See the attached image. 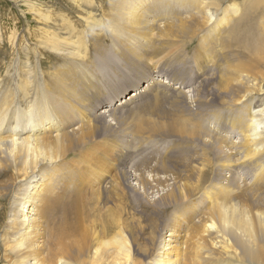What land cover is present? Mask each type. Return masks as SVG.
<instances>
[{"label": "rangeland", "instance_id": "rangeland-1", "mask_svg": "<svg viewBox=\"0 0 264 264\" xmlns=\"http://www.w3.org/2000/svg\"><path fill=\"white\" fill-rule=\"evenodd\" d=\"M138 1L133 21L121 0H0V109L18 98L19 85L32 87L35 103L46 94L47 112L58 113L72 149L61 163L67 171L58 202L92 210L82 215L86 252L74 249L63 264H93L92 245L121 236L137 261L158 259L174 239L180 262L191 264L213 201L223 202L220 188L230 195L225 203L264 211V172L257 173L264 155H253L246 138L255 99L244 97L231 74L250 62V75L264 79V51L249 60L254 50L235 42V25L209 32L199 0ZM231 1L246 10L253 0ZM107 108L121 111L96 116ZM20 112L12 107L11 115ZM5 165L0 160V214L11 198ZM62 224L63 213L53 212L41 234L40 264H50L49 233ZM216 251L208 264H225ZM0 264H16L1 246Z\"/></svg>", "mask_w": 264, "mask_h": 264}, {"label": "bare ground", "instance_id": "bare-ground-1", "mask_svg": "<svg viewBox=\"0 0 264 264\" xmlns=\"http://www.w3.org/2000/svg\"><path fill=\"white\" fill-rule=\"evenodd\" d=\"M138 2V0H132V2L121 0L125 11L133 21H139L140 18ZM263 5L264 0H253L247 9L243 10L237 2L231 0H221L218 4L214 0H199L196 6H199L205 14L202 17L209 32L212 30L214 33L226 32V29L229 30L235 25L237 29L233 33L235 42L254 50L251 54H255V58L249 60H257L256 57L264 51V12L261 11ZM250 39L251 41L257 39L259 43L248 45ZM42 42L46 45V42ZM71 45L65 43L64 52L68 55L75 54L71 51ZM228 45V42L224 43L221 49L227 48ZM26 68L24 69L28 72L30 69L27 63ZM255 68L256 66L250 62L242 63L235 65L231 74L238 78L246 94L244 97L255 99V102H252L254 106L247 117L246 129L249 134L246 138L254 149L253 155L260 156L264 155L262 153L264 150V79L250 75ZM33 70L34 68L31 67L30 71L33 72ZM31 88L29 84L13 88V93L18 98L11 106L0 109V135L11 134L0 137V160L12 173L5 183V191L11 189V198L8 209L0 214L2 226L0 246L16 258V264H40L37 256L42 254L43 250L42 231L49 227L52 213L60 210L63 213V224L58 230H52L49 233L52 248L48 259L50 264L53 262L63 264L64 259L72 255L74 249H77L78 254L86 252L88 245L82 240H85L88 235L82 236V215L92 210L73 203L62 205L58 202L63 182L61 174L67 171L61 163L64 158L70 156L72 149L65 146V135L61 129L59 117L56 116L58 113L55 110L47 112L50 106L49 101L44 97L46 92L43 96L44 91L39 90V96L43 97H38L35 103V98L29 95L33 91ZM181 91L178 92L179 95L185 94ZM138 93L139 91L133 92L129 95V99H133ZM2 98L3 96L0 95V100H3ZM3 102H1L2 105L6 106L7 103ZM121 103L124 102L121 101ZM12 107L22 112L11 115ZM117 110L119 108H107L96 116L105 120L108 114L116 116L120 113L121 110ZM83 164L85 163L81 165ZM82 171L81 167L80 172ZM69 172L66 174L68 175ZM261 172H264V162L260 168L258 166L257 173ZM84 173L89 175L88 170ZM219 191L223 194V202L213 201L211 215L208 218L209 223L198 241L197 254L190 260L191 264H208L213 259L215 250H218L216 252L225 264L229 263L224 260L241 259L249 264H264V211H251L225 203L224 201L230 195L226 194L223 188ZM169 237H177L176 231H171ZM172 241L175 240L171 239L165 242L166 245H162V253L158 259H150L146 263V260L137 261L131 256L127 242L122 236L110 245L98 241L91 247L92 263L182 264L180 262L182 258L176 247L172 245L174 244ZM215 258L217 259V256Z\"/></svg>", "mask_w": 264, "mask_h": 264}]
</instances>
